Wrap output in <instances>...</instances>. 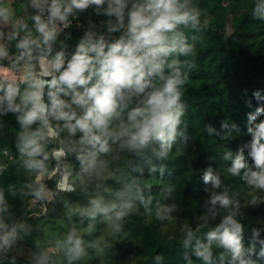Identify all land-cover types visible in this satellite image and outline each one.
<instances>
[{
    "label": "clouds",
    "instance_id": "1",
    "mask_svg": "<svg viewBox=\"0 0 264 264\" xmlns=\"http://www.w3.org/2000/svg\"><path fill=\"white\" fill-rule=\"evenodd\" d=\"M22 7L16 17L10 0H0V118L13 114L19 125L16 154L2 152L24 172L23 179L0 185V264H17L15 251L37 231L43 238L33 240L28 264H82L90 254L112 250L103 230L120 235L125 219L141 208L155 211L162 224L180 210L172 184L155 198L145 166L148 178L163 177L174 146L179 151L192 138L183 96L209 21L194 0H25ZM90 8L85 27L80 16ZM252 17L264 21V0H256ZM74 22L83 34L71 47ZM243 94L249 139L222 159L229 175L264 191V89ZM242 131L235 121L207 126L209 136L226 141ZM7 168L0 162V177ZM201 173L208 187L199 221L211 228L203 235L200 222L187 228L183 260L262 264L264 227L246 231L243 221L244 209L264 204V197L242 202L238 190L222 184L219 168L209 164ZM71 193L87 202L62 195ZM9 197L30 201L41 213L59 204L71 227L53 236L29 222L37 218L30 207L16 217ZM154 260L163 264L161 255Z\"/></svg>",
    "mask_w": 264,
    "mask_h": 264
},
{
    "label": "trees",
    "instance_id": "2",
    "mask_svg": "<svg viewBox=\"0 0 264 264\" xmlns=\"http://www.w3.org/2000/svg\"><path fill=\"white\" fill-rule=\"evenodd\" d=\"M212 1L220 0H200L198 5L204 7ZM255 3L256 1L252 3L250 12L243 14L237 28L229 35L225 34L221 21L213 24L215 45L220 54L212 57L213 63L209 68H205L204 63L201 62L190 72V78L199 79L203 86L186 89L183 96V100L188 106L187 113L183 118L188 124L187 134L192 137L191 139L196 140L197 145L195 148H191L188 143L187 145L181 144L179 151L174 146L173 153L181 152L182 154L177 157L174 163L166 161L169 171L163 177L156 173L154 177L148 178L149 174L147 166H145V177L149 183L153 184V194L159 195L162 186L172 184L175 186L173 195L178 204L185 205L187 208L192 206L202 208L201 200L206 193L204 189L208 186L204 185L201 179V170L209 164L219 168L224 186L238 190L243 194L245 184L240 178L233 177L225 171L227 162L222 159L223 153L229 148L236 149L235 143L209 136L207 126L211 123L219 129L221 121L226 120L228 123L235 121L241 126L242 133H246L245 113L250 109L245 107L247 97L243 94L244 89H249V95L253 89H264V39L242 44L264 22L252 17ZM80 17L86 27L83 14ZM0 120L3 122V127L0 128V141L4 142L7 139L16 141L7 119L3 117ZM5 148L11 155L13 154V146H9L7 142L1 143L0 150ZM210 157H213L214 160H211ZM119 166L126 167L123 164ZM23 177L24 172L18 173L16 164L10 163L5 176L1 177V185L6 186L8 182H14L17 178ZM114 186L118 187V185ZM61 208L62 206L57 204L53 210V205H49V212L46 215L61 217ZM244 211L246 218L243 222L246 225V231L254 226L264 227L256 222L255 210L246 208ZM208 230L210 228H202L199 235H203ZM136 235L142 255L146 257L138 264H155L154 258L157 255L163 257V264H186L182 258V240H160L155 236L154 228L151 225L139 226ZM262 238H264V233H262ZM193 264H203V262L193 258Z\"/></svg>",
    "mask_w": 264,
    "mask_h": 264
},
{
    "label": "rangeland",
    "instance_id": "3",
    "mask_svg": "<svg viewBox=\"0 0 264 264\" xmlns=\"http://www.w3.org/2000/svg\"><path fill=\"white\" fill-rule=\"evenodd\" d=\"M200 0H194V3L200 7L202 11V20L207 18L209 21V28L203 32L202 40L199 42L195 49V54L193 59L195 60L196 66H199L201 62L204 63L205 68H209L212 65V57L219 55L220 52L215 45V30L213 24L217 21H221L223 24V30L226 35L232 33L241 20L243 14L251 11V5L256 0H220V1H212L208 3L206 6L198 5ZM25 1L16 3L14 9L19 6V8L15 9L16 17H20L23 15V7ZM92 13V9L90 8L88 12L83 13V21L86 24L88 16ZM94 20L102 19L101 17H92ZM118 35V34H116ZM260 39H264V22L262 25H259L252 33V35L247 39L246 42H242V44H249L252 42L259 41ZM203 84L199 79H191L185 85V89L198 88L202 87ZM7 123L11 126L13 135L16 138V132L19 131V125L16 122V117L13 114H9L7 117ZM1 119V118H0ZM235 139L230 140L235 143L236 148L242 142L248 140L246 133L238 134ZM6 139V138H5ZM8 145L13 146L12 156L16 154L15 150V140L7 139ZM0 141L1 143H4ZM197 145L195 139H190L188 141V146L191 148H195ZM181 152L171 153L168 162H176L177 157L181 155ZM0 162H6L8 164L15 163V160H8L3 156V152L0 150ZM23 171L22 169L18 172ZM24 178V177H23ZM21 178V179H23ZM0 185H1V177H0ZM156 199H161L159 195L153 194ZM206 193L204 194L201 205H203L204 199L206 197ZM65 199H70L74 202L86 203L87 198L78 194L71 193L69 195H63ZM254 196L264 197V191H260L257 189L249 188L245 185L244 192L242 194V202L247 201L250 203ZM10 202L12 204V211L14 212L16 217L25 216L29 212V207L31 211H34V206H29L31 204L30 201H23L20 199H12L9 197ZM180 205V204H179ZM251 210L256 211V222L260 225L264 226V204H261L257 207H248ZM245 210V209H244ZM204 209L192 206L187 208L185 205H180V210L173 214L170 222L160 223L155 217V211H153L150 215L145 214L143 208L140 209V213L138 215L129 216L125 219L124 223V231L120 235H115L109 229L103 230V235L109 243L113 245L112 250H106L102 256H97L96 254H90L85 258L82 264H138L142 262L146 257L142 255L140 243L138 241L136 231H138L139 226L141 225H151L154 228L155 236L163 241H171V240H182L184 236V232L189 227L195 228L197 223H201L202 228H211V225L205 223L204 221H199V217L203 215ZM63 212L61 217H52L49 215L41 216L36 219H32L29 222L33 225L41 224L47 227L51 233V235L55 236L57 234L63 235L66 234V231L71 225H68L65 220L62 219ZM218 222V221H217ZM78 230H80L81 235H84L85 238V226L76 225ZM99 234V233H97ZM36 237L43 238V233L40 231L34 232L32 240Z\"/></svg>",
    "mask_w": 264,
    "mask_h": 264
},
{
    "label": "crops",
    "instance_id": "4",
    "mask_svg": "<svg viewBox=\"0 0 264 264\" xmlns=\"http://www.w3.org/2000/svg\"><path fill=\"white\" fill-rule=\"evenodd\" d=\"M13 8L16 5V3H19L16 0H10ZM19 8V6L17 8H15L16 10ZM33 240L32 237L27 238L26 241L21 242V244L19 245V247L17 248V250L15 251V255H17V264H28V253L30 250L33 249Z\"/></svg>",
    "mask_w": 264,
    "mask_h": 264
},
{
    "label": "built area",
    "instance_id": "5",
    "mask_svg": "<svg viewBox=\"0 0 264 264\" xmlns=\"http://www.w3.org/2000/svg\"><path fill=\"white\" fill-rule=\"evenodd\" d=\"M16 1L22 2V1H25V0H16ZM80 23H82L81 17H80ZM68 31H71V33H72V39L69 41V44H70V46H75V44L79 40L80 36L83 34V29L75 27V22H74V26L71 29H69ZM50 186H53V184L51 185V183H50ZM34 208H35V210L32 211V212L37 214V218L41 217V216H44V215H46L49 212V210H48L46 213H41V208L38 205L34 206ZM48 209H49V206H48Z\"/></svg>",
    "mask_w": 264,
    "mask_h": 264
}]
</instances>
